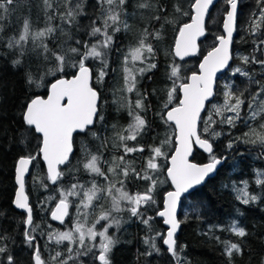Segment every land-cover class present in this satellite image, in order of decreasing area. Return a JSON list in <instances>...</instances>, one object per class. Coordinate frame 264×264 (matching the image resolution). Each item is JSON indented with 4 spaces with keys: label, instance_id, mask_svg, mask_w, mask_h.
Segmentation results:
<instances>
[{
    "label": "trees",
    "instance_id": "1",
    "mask_svg": "<svg viewBox=\"0 0 264 264\" xmlns=\"http://www.w3.org/2000/svg\"><path fill=\"white\" fill-rule=\"evenodd\" d=\"M194 0H150L152 7L141 9L138 5L144 0H128L127 15L122 17L127 20L130 30H121L115 34L114 43L108 53L109 67L103 82L97 80L98 71L101 67L99 61L89 60L88 65L92 70V86L100 94V110L104 119L96 120L95 125L90 127L87 133H76L74 135V151L70 156L71 163L60 167L65 175L58 184H51L43 180L48 187L41 186L34 182V177L45 178L46 171L40 159L38 145L40 143L38 134L29 130L23 123L22 113L34 96L46 94L49 83L54 79L51 76L45 77L42 86L37 87L35 83L29 84L28 73L33 79L40 82V78L52 66L50 61L43 57H37L29 52L22 58V63L13 66L12 61L19 58L18 50H9L6 42L10 36H19L23 29L25 18L29 19L33 30L44 28L46 24L57 29L48 39L47 43L52 51H59L60 46L67 48L68 44L75 43L76 39L90 40L95 38L87 35L90 20L95 18L94 13L99 15V6L96 0H85L86 15L78 17L77 26L71 28L72 40L68 39L65 33L60 31L61 20L57 16L50 22L47 21L44 11L43 0H26L23 7L12 13L7 20L3 21L4 32L0 34V236L7 235L11 239L7 241L10 250L15 254L17 264H33L32 250L27 247L24 241V219L25 213L13 207V198L16 190L15 184V163L21 155H36L37 160L33 161L29 173L26 176L25 191L29 196V203L33 208V223L39 225L38 230L33 233L41 248L42 259L48 264H59V260L51 258L56 252H61L63 259L68 255V242L64 241L57 245L55 240L49 241L48 232L70 228L73 224L75 206H70L71 216L65 219V223H56L51 220L49 213L58 201L59 187L68 189L77 181L91 187L90 181L96 179L101 185H106L103 177L90 174L84 168V163L89 158L87 153L101 157L100 167L108 174V166L112 163L113 157L124 156L123 147H119V140L115 134L126 129L132 122L128 112V101L131 100L134 106L137 97L136 92L127 93L123 90L124 73L123 60L130 46H135L139 35L145 28L149 32L161 31L162 39L152 40L156 49L154 62L157 67L143 75L137 73V91L146 96L144 110H136L145 121V129L134 141H127L130 147L143 146V152L128 153L126 161L137 172L143 174L146 169L147 159L151 156V149L159 146L163 140L174 134V127L165 124L158 115L167 101L168 90L172 88L173 81L169 78L170 65L179 66L180 79L176 81L177 87L181 82L186 81L187 76L196 71L200 57L216 43V37L221 34V22L223 14L227 9L226 0H217L209 12L206 20L205 37L199 43V51L196 56L178 60L172 53V46L178 32V25L187 22L191 16V4ZM238 11L236 31L232 45V62L228 69L217 78L215 98L212 104H223L224 85L230 83L232 90L239 94L244 92L245 98L254 93L258 86H264V66L251 63L243 64L241 57L255 55L258 59L264 60V51H254L257 45L250 33V16L258 14L256 0H238ZM75 3V0H73ZM157 7H163V12H157ZM179 7L181 13L175 9ZM64 11L63 8L60 9ZM188 12L189 15H183ZM160 16L159 21L154 19ZM68 31L67 25H64ZM67 41V43H65ZM30 47V45H29ZM264 47V46H262ZM51 55V53H49ZM54 60V58H53ZM136 67H144L139 61ZM237 67L247 71L256 83H250L249 78L239 73L233 75ZM69 76L73 72L71 67L66 69ZM225 78V81L223 79ZM247 89V91H245ZM179 99V92L174 94L173 103L176 105ZM123 105V106H121ZM211 108V104L208 105ZM244 114H247V104L243 106ZM207 118L208 113L202 114ZM232 115L225 113V116ZM217 123L212 129L221 133L219 137L213 138L203 132L204 124L199 123V132L202 138H207L213 144L214 153L218 157H226L216 174L208 178L202 185L198 186L181 199L178 219L181 221L179 232L176 235L178 251L180 252L181 264H229L228 257L224 255L223 241H230L241 246V253H234L232 264H264V186L257 185V171L264 173V155H261L259 143L253 145L239 142L237 138L244 137L254 127L258 131L264 119L257 118L249 121L246 125L243 121H237L235 127L227 123H219L221 117L214 116ZM115 126V127H114ZM95 132L96 136L92 133ZM27 136L25 143L21 139ZM250 139L253 137H249ZM229 141H236L232 149L227 148ZM86 149V151H85ZM173 147L167 146L164 151L171 153ZM168 157H160L158 163L160 170L153 173V177L162 181L155 189L154 196L157 201L148 209V214L153 217L151 222V233L139 219L132 217L127 211L121 212L118 218L122 223L117 229L112 227L109 234L117 243L110 253L111 264H177L162 246V240L157 238V244L161 248L159 254L144 255L150 251L144 244L143 238L146 235L164 232L161 219L156 212L161 208L162 196L170 189L165 176ZM192 160L203 162L210 160L209 154L194 150ZM110 175V174H109ZM111 178V177H110ZM243 181L248 182L247 191L259 198L255 202L245 205L238 200L235 189L243 187ZM151 185L150 180H138L135 175H129L126 187L130 193L143 192ZM79 203L78 200H76ZM108 208L110 203L100 201L97 203L94 214L89 218L91 224L100 214L101 208ZM235 221L239 227L246 230L245 237H238L229 231L232 222ZM219 237V241L216 239ZM70 264H93V257L81 256ZM98 264V262H96Z\"/></svg>",
    "mask_w": 264,
    "mask_h": 264
},
{
    "label": "snow or ice",
    "instance_id": "2",
    "mask_svg": "<svg viewBox=\"0 0 264 264\" xmlns=\"http://www.w3.org/2000/svg\"><path fill=\"white\" fill-rule=\"evenodd\" d=\"M128 0H96L99 6V15L93 14L95 18L90 20L87 35L95 38L94 42L90 40L76 39L74 45L68 44L67 48L60 46L59 51H52L48 46V39L54 32L55 27L46 24L44 28L33 30L29 19L25 18L23 29L19 36H10L7 39L6 47L9 50H18L19 58L12 61L13 66L20 65L22 58L29 52L37 57H43L45 61H50L51 65L40 78V82L33 79L31 73H28L27 80L29 84L35 83L39 88L47 76L54 79L49 83L47 97L40 95L34 96L22 113L23 123L29 130H34L38 134L40 143L38 145L39 155L46 164L47 174L45 178L34 177V182L40 183L47 188L48 184L43 182L46 179L51 184H58L65 173L60 170L61 165L71 163L70 154L73 153L74 133H87L90 127L95 125L97 119L103 120L104 117L100 110V94L90 85L92 70L88 65L89 60L99 61L101 67L98 71L97 80L103 82L107 75L109 67L108 53L114 43L115 34L121 30L127 32L130 25L127 20L122 18L127 15L126 6ZM26 0H0V34L4 32L3 21L14 13L17 9L23 7ZM213 0H194L191 4L190 22L178 25V33L175 37L173 53L176 57L183 59L185 56L194 54L196 50L197 37L204 35L205 15ZM229 6L226 10L223 22V28L226 35H219L216 39L219 44L204 57L200 64V74L193 73L189 81H184L177 87L176 81L180 79L179 66L170 65L169 78L173 81V86L168 90V99L164 103L162 111L158 114L161 120L170 127L174 125V134L161 142L159 146L151 149V156L147 160L146 169L137 172L132 167L131 162L126 161L128 153L143 152V146L130 147L127 141H134L145 129L146 121L136 110H144V100L146 96L137 91V73L143 75L147 71L157 67L154 62L156 49L152 40L162 39V32H149L147 28L139 35L136 45L130 46L123 60L124 87L127 93L136 92L137 99L133 106L129 100L127 107L129 115L133 118L126 129L115 134L119 140V147H123L124 156L113 157L112 163L108 166V174L102 171L101 157L87 153L89 157L84 163V168L90 174L103 177L106 185L99 184L96 179L90 181L91 187L81 184L78 181L73 183L70 188L58 189L60 193L59 202L55 209L51 211V219L64 224L65 217L71 216L70 206H75L76 216L72 226L65 230H50L48 232L49 241L55 240L56 244L68 242V255L63 259L61 252H56L51 259L59 260V264H70L81 256L93 257V264H111L110 253L112 252L116 239L108 234L109 229L116 227L119 229L122 220L118 218L121 212L127 211L132 217L148 228L151 233V222L153 217L148 214V209L157 203L154 192L159 183L158 179L153 177V173H158L160 157H169L170 164L167 167V178L171 181L172 191L164 195L162 210L156 212V216L163 219L167 226L165 233L157 232L155 235H146L144 244L150 249L144 255H152L153 252L159 254L161 248L157 244V238L162 240L163 246H166L167 253L177 264H181L180 252L177 240L175 238L181 221L177 219V203L182 194L188 193L195 186L200 185L212 174L217 166L220 165L226 157H218L214 153L213 144L207 138H202L198 130V124L203 122V132L213 138L219 137L221 133L212 129V125L217 123L214 116L221 117L219 123H227L230 127H235L237 121H243L247 125L249 121H255L258 117L264 119V86H258L254 93H250L246 99L244 92L237 94L232 90V85H224L223 104H212L215 98L214 78L216 74L225 69L231 59L229 45L232 42L233 31L237 16L238 0H226ZM44 11L47 21L55 19L57 16L61 20L60 31L72 40L71 28L77 25L78 17L86 15L85 0H43ZM258 14L253 13L250 16V33L255 38L254 43L257 47L254 51H264V0H256ZM139 8H151L150 0L138 5ZM63 8L64 11L60 9ZM163 7H157V12H163ZM181 13V9H175ZM183 15H189L183 12ZM159 21L160 16L154 17ZM64 25H67L68 31ZM2 39V36H0ZM67 43V41L65 42ZM30 45V47H29ZM51 53V55H49ZM131 58V61L129 60ZM54 58V60H53ZM243 64L256 63L264 66V60L258 59L255 55L241 57ZM139 61L144 67L137 68L136 62ZM71 67L73 72L70 75L66 69ZM239 73L249 78L250 83H256L251 75L241 67L233 70V75ZM179 91L182 98L176 106L170 107L173 103L174 94ZM247 91V89H245ZM211 104V108L208 105ZM247 104L248 112L244 114L243 106ZM123 106V105H121ZM207 112V118L202 115ZM225 113L232 115L225 116ZM115 127V126H114ZM264 129V124L260 125ZM96 136V133H92ZM253 137V138H249ZM239 142L261 146V155H264V131H258L254 127L249 132L244 133V137L237 138ZM27 136L21 139L25 143ZM193 143L209 154V163L197 165L190 163L188 156L192 151ZM236 141H229L228 149H232ZM174 147V152L167 153L165 147ZM86 151V149H85ZM36 155H21L15 163V183L17 189L13 203L17 209L26 212L24 219V241L29 249L32 250L33 264H48L42 259L41 248L37 243L35 233L39 225L33 223V208L29 203V196L26 194V174L29 173V166L37 160ZM151 170V171H149ZM110 174V175H109ZM135 175L138 180H150L151 185L143 192L130 193L126 187L129 175ZM255 183L264 186V173L257 171ZM111 177V178H110ZM243 187L235 189L237 199L247 205L255 202L259 197L251 195L248 191V182L243 181ZM75 198V199H70ZM78 200L79 203L75 201ZM100 201L110 203L108 208L100 205V214L95 221L89 224V218L94 214L96 205ZM104 222L100 229L97 225ZM229 231L238 237H245L247 232L239 227L235 221L232 222ZM11 239L7 235L0 236V264H17L15 254L10 250L7 241ZM219 241V237L216 238ZM224 255L228 257L229 264H232L234 253H241V246L230 241H223Z\"/></svg>",
    "mask_w": 264,
    "mask_h": 264
},
{
    "label": "water",
    "instance_id": "3",
    "mask_svg": "<svg viewBox=\"0 0 264 264\" xmlns=\"http://www.w3.org/2000/svg\"><path fill=\"white\" fill-rule=\"evenodd\" d=\"M194 2V1H193ZM192 2V3H193ZM217 2V0H213V3L209 6V10H208V12L206 13V15H205V25H206V20H207V17H208V15H209V12H210V10L212 9V7L215 5V3ZM238 4H239V2H238ZM228 5H227V9H228ZM226 9V10H227ZM237 11H238V6H237ZM225 13H226V11H225ZM225 13L223 14V18H222V22H221V34L220 35H226V33L224 32V28H223V22H224V16H225ZM192 14V13H191ZM191 17V16H190ZM236 21H237V16H236ZM188 22H190V19L187 21V22H185V23H188ZM235 31H236V22H235V27H234V31H233V36H232V42L230 43V45H229V52H230V56H231V59L229 60V64H228V66L225 68V69H222V70H220L217 74H216V77L214 78V91H215V89H216V83H217V78L221 75V74H223L227 69H228V67L230 66V64H231V62H232V45H233V38H234V36H235ZM178 33V32H177ZM205 34H206V30L204 31V35H202V36H199V37H197V40H196V45H197V47H196V50H195V52H194V54H191V55H188V56H185L183 59H181V58H179V57H176L175 55H174V53H173V49H174V45H175V39H174V43H173V46H172V53H173V55H174V57L176 58V59H178V60H185V59H189V58H192V57H194V56H196L197 55V53H198V51H199V43H200V41L205 37ZM177 35V34H176ZM176 37V36H175ZM219 44V41L216 39V43H215V45L213 46V47H215V46H217ZM213 47L212 48H210L209 50H207L201 57H200V59H199V61H198V64H197V69H196V71H194V72H191L188 76H187V78H186V81H189V78L191 77V75L193 74V73H196V74H200V64H201V62L204 60V57L208 54V52L209 51H211L212 49H213ZM90 67V66H89ZM69 78H70V76H69ZM190 82V81H189ZM90 85L92 86V78H91V80H90ZM48 87H49V85H48ZM47 90H48V88H47ZM179 92V91H178ZM47 94H48V91H46V94L44 95V96H42V95H40V96H42V97H44V98H46L47 97ZM34 98V97H33ZM180 98H182V93H180L179 92V99ZM179 99H178V103H179ZM177 103V104H178ZM176 104V105H177ZM176 105H173V106H176ZM170 107H172V106H170ZM202 114H203V112H202ZM173 127H174V125H173ZM198 130H199V124H198ZM76 133H79V132H76ZM76 133H74V135L76 134ZM199 150V151H201V152H203V153H205V154H208L207 152H205L203 149H201L198 145H196L195 143H193V147H192V151H191V153L189 154V156H188V160H189V162L190 163H193V164H197V165H203V164H207V163H209V160H207V161H203V162H196V161H194V160H192V155H193V152H194V150ZM73 151H74V147H73ZM171 152H174V147H173V149H172V151ZM72 154H70V156H71ZM40 159H41V161H42V163H43V166H44V168H45V171H46V173H47V168H46V164H45V162L43 161V159H42V157L40 156ZM223 163V162H222ZM222 163L220 164V165H218L217 166V169L212 173V174H210L209 175V177H207L206 179H205V181L208 179V178H211V177H213L215 174H216V172H217V170H218V168L222 165ZM169 164H170V156L167 158V166H166V168H165V176H166V179H167V181H168V183H169V185H170V189H168L167 191H165L164 192V194H163V196H162V205H161V208L159 209V210H162V208H163V203H164V195H165V193L166 192H168V191H172L173 190V187H172V185H171V181L167 178V167L169 166ZM31 166V165H30ZM30 166H29V169H30ZM63 165H61V166H59V167H62ZM28 174V173H27ZM27 174H26V176H27ZM204 181V182H205ZM204 182H202L200 185H202ZM16 184V183H15ZM200 185H197V186H195L193 189H191L188 193H190L192 190H194L195 188H197L198 186H200ZM16 189H17V185H16ZM15 192H16V190H15ZM188 193H185V194H182V196H181V199L185 196V195H187ZM14 198H15V194H14ZM14 198H13V200H14ZM181 199L178 201V203H177V219H178V214H179V210H180V203H181ZM59 202V200L58 201H56L55 202V204L53 205V207H52V209H51V211L53 210V209H55V206H56V204ZM13 207L15 208V209H17L16 207H15V205H14V203H13ZM17 210H19V211H22V212H24L25 213V218H26V212L24 211V210H21V209H17ZM51 211H50V213H49V216H50V218H51ZM67 217H65V219H66ZM160 218V217H159ZM161 219V224H162V226H163V228H164V232L163 233H165L166 234V231H167V226L166 225H164V223H163V219L162 218H160ZM52 220V219H51ZM179 220V219H178ZM52 221H54V222H56V223H60L59 221H55V220H52ZM25 225V224H24ZM180 228V227H179ZM178 232H179V229L177 230V233H176V235L178 234ZM176 237V236H175ZM162 246H163V244H162ZM165 249H166V246H163ZM166 251H167V249H166Z\"/></svg>",
    "mask_w": 264,
    "mask_h": 264
},
{
    "label": "rangeland",
    "instance_id": "4",
    "mask_svg": "<svg viewBox=\"0 0 264 264\" xmlns=\"http://www.w3.org/2000/svg\"><path fill=\"white\" fill-rule=\"evenodd\" d=\"M129 60L131 61V58L129 57ZM223 79H224V81H225V78L223 77ZM148 160V159H147ZM149 171H151V170H149ZM60 188V187H59ZM68 188H70V187H68ZM64 189H66V188H64ZM60 194V193H59ZM70 199H75V198H71L70 197ZM59 200V199H58ZM76 202V201H75ZM77 203V202H76ZM75 216H76V208H75V211H74V215H73V222H74V218H75ZM95 221V220H94ZM93 221V222H94ZM104 222H101V224L100 225H97V228L98 229H100L101 228V226H102V224H103ZM67 229H69L67 226L65 227V228H62V229H58L59 231H65V230H67ZM111 229V228H110ZM109 229V230H110ZM108 234H109V232H108ZM110 235V234H109ZM110 236H112V235H110Z\"/></svg>",
    "mask_w": 264,
    "mask_h": 264
}]
</instances>
